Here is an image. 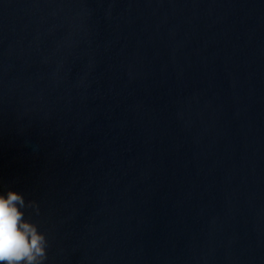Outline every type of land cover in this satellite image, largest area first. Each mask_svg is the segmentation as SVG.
I'll use <instances>...</instances> for the list:
<instances>
[{
  "label": "water",
  "instance_id": "1",
  "mask_svg": "<svg viewBox=\"0 0 264 264\" xmlns=\"http://www.w3.org/2000/svg\"><path fill=\"white\" fill-rule=\"evenodd\" d=\"M44 264H264V0H0V193Z\"/></svg>",
  "mask_w": 264,
  "mask_h": 264
},
{
  "label": "clouds",
  "instance_id": "2",
  "mask_svg": "<svg viewBox=\"0 0 264 264\" xmlns=\"http://www.w3.org/2000/svg\"><path fill=\"white\" fill-rule=\"evenodd\" d=\"M22 193H0V264H44L46 238L26 218Z\"/></svg>",
  "mask_w": 264,
  "mask_h": 264
}]
</instances>
